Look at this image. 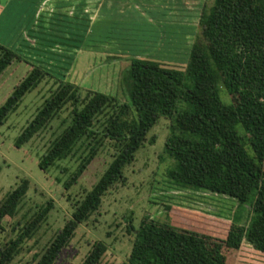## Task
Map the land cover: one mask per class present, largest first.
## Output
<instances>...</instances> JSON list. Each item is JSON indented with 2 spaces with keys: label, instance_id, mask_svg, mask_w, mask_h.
Returning <instances> with one entry per match:
<instances>
[{
  "label": "trees",
  "instance_id": "trees-1",
  "mask_svg": "<svg viewBox=\"0 0 264 264\" xmlns=\"http://www.w3.org/2000/svg\"><path fill=\"white\" fill-rule=\"evenodd\" d=\"M21 59L23 55L0 42V74ZM29 64L0 104V124L44 78L52 77L54 85L16 135V146L68 104L69 119L40 155V168L47 170L58 160L76 156L78 163L64 181L67 189L101 149L113 147L99 178L71 202V216L33 253V264H55L78 224L99 207L109 188L124 180V167L161 116L169 124L159 157L166 153L175 159L166 174L176 182L235 197L239 204L250 202V215L242 222L236 213L231 219L215 220L222 230L219 238L147 216L137 227L129 221L127 229L134 238L119 264H228L224 249L238 247L244 238L264 251V0H213L203 8L184 67L132 56L122 70L127 94L123 101L92 88L82 92L78 83L43 65ZM220 85L232 102L221 99ZM28 186L29 179L22 177L1 199L0 230L17 212ZM52 207L53 200L47 199L15 236L0 244V264L10 263ZM105 251V243L95 240L80 264H100Z\"/></svg>",
  "mask_w": 264,
  "mask_h": 264
},
{
  "label": "rangeland",
  "instance_id": "rangeland-1",
  "mask_svg": "<svg viewBox=\"0 0 264 264\" xmlns=\"http://www.w3.org/2000/svg\"><path fill=\"white\" fill-rule=\"evenodd\" d=\"M212 1L0 0V42L24 56L0 74V104L26 73L29 62L78 83L82 92L92 88L126 100L122 70L130 58L143 56L184 67L200 14ZM53 85L52 77L44 78L0 124V201L20 178L29 179L17 212L5 219L0 230V244L15 236L47 199L53 200L46 218L9 264H33V253L71 216V202L92 186L111 159L113 147L101 149L67 189L64 181L78 163L76 156L58 160L47 170L39 167L40 155L69 119L68 104L27 142L14 144ZM219 94L224 102H232L223 85ZM168 124L169 119L161 116L150 128L134 160L124 167V180L109 188L99 207L78 224L55 264H80L95 240L106 245L100 264H119L127 258L134 238L127 223L137 227L143 216L217 238L222 232L215 220L231 219L235 213L240 222L248 219L250 202L239 204L235 197L176 182L166 174L175 163L166 153L159 157ZM224 254L228 264H264V251L245 238L238 247L224 249Z\"/></svg>",
  "mask_w": 264,
  "mask_h": 264
},
{
  "label": "crops",
  "instance_id": "crops-1",
  "mask_svg": "<svg viewBox=\"0 0 264 264\" xmlns=\"http://www.w3.org/2000/svg\"><path fill=\"white\" fill-rule=\"evenodd\" d=\"M0 5L2 6L3 4H2V3H0Z\"/></svg>",
  "mask_w": 264,
  "mask_h": 264
}]
</instances>
